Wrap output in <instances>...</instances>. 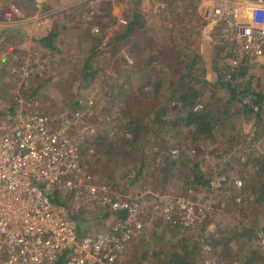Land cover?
I'll return each instance as SVG.
<instances>
[{
    "label": "trees",
    "instance_id": "1",
    "mask_svg": "<svg viewBox=\"0 0 264 264\" xmlns=\"http://www.w3.org/2000/svg\"><path fill=\"white\" fill-rule=\"evenodd\" d=\"M194 4L193 0H184L182 7L187 10V13L183 16L189 19L180 22L179 25L182 27L174 32L175 34L180 31L185 32L182 38L184 43L182 51L187 54L186 57H181V53H172L165 48L159 49V75L139 85L130 84L128 91H131V94L122 112L124 122L121 126L115 130L114 128L102 129L104 128L102 127V130L89 132L86 136L84 135L85 138H82L81 143L89 142L92 146V157L99 153L104 158V162L100 165L89 159L87 170L95 176V180H104L112 188L114 199L128 193L133 199L144 198L146 196L144 190L149 186L145 184L148 180L144 174H146V167L150 168L152 160L156 163L154 170L159 175V177L157 175L154 177L158 178L156 185L164 188L177 179L174 172L177 159L170 153V147L174 145L175 136L180 135V141L185 147L181 148V151L177 148L180 153L179 157L183 163H192L188 166L190 168L184 172V177L189 182L185 185L192 184L195 187L210 189L213 180L212 172L217 170L215 175L221 177V184L217 186V189L219 192L227 189L223 209L226 208L228 200L233 198V212H241L242 217L235 216L225 228L219 227L220 221L217 227V231L226 232L224 242H227V245L225 247L230 249L233 260H237L240 264H264V152L257 154L251 152L252 149L249 153L241 152L240 147L247 146V134L243 128L237 129L243 122L252 121L255 127L254 137L264 136V87H259L253 82L254 74L250 72L252 63L242 60L238 64H233L229 60L235 56L233 50L236 46L233 43H225L223 48L217 47L214 51L213 68L217 72V81L206 80L193 72L194 57L196 54L199 55L198 45H194L195 23L197 18L202 22ZM163 15H165L163 17H168L166 12ZM171 16L174 17V24L177 26V17ZM169 20L171 21L170 18ZM144 27L143 12L139 8H134L124 29L119 30L120 32H117L106 45L98 47L103 40V34L94 36L90 54L84 59L81 69L84 78L95 74V70L89 71L95 54L114 42L124 43L131 36H138ZM53 36V32H48L35 36L34 40L42 48L60 53L62 45L53 40ZM149 39H145L141 45L143 50H148L152 44L148 43ZM115 49H120V46ZM24 51L10 50L8 59L20 63ZM17 53L21 54L18 56ZM157 57L154 54L148 57L146 66L140 70L141 77L144 76L142 70L151 74V68H154ZM4 71L8 73L6 68ZM82 81L83 78L78 83L76 99L71 105L79 112L83 106V101H78L80 91L83 90ZM147 84L151 85V90L145 87ZM2 87L7 90L15 87V83L5 82ZM39 88V85L34 86L31 93L25 96L28 99L36 96ZM105 93L109 98L107 91ZM13 95L5 94L6 101L0 105V114H13L23 109L24 105L19 98ZM147 116L150 117L146 120ZM51 118L55 119L52 116ZM261 124L262 128H260ZM111 130L113 131L110 132ZM203 139L218 142L215 144L218 151L216 156L219 158L216 169L210 167L209 164H202L204 159L201 155L205 150L200 153H191V148L198 147ZM239 139H242L244 144L235 147ZM151 142L154 144L151 145ZM155 144L157 146H154ZM149 148L151 151H148ZM134 155L137 160L134 159ZM116 156L117 162L121 160L120 162L126 165L119 175L110 164V159ZM153 174L155 173L151 172V175ZM235 177L242 179V186L235 183ZM228 181H230L229 184H227ZM136 184L142 186L135 189L133 186ZM50 196L61 203H65L68 199L64 195H58L56 191L51 192ZM217 196L221 195L217 194ZM131 197L129 199H132ZM216 201L221 202L222 196ZM224 213L223 215H226ZM87 215L92 217L94 223H99L102 219L109 221L113 215L124 217L125 210L113 211L106 206L101 207V210L84 208L75 217L78 223L82 224L87 219ZM203 228L204 225L197 231L168 225L165 227L166 230L162 231L156 225L149 226L139 236L128 242L127 256L131 262L140 264H207L211 255L208 252L217 251L220 248L218 241L212 243L207 240L209 237H205ZM205 244L208 246L205 247ZM63 260L62 258L61 264ZM219 260L220 258L216 261Z\"/></svg>",
    "mask_w": 264,
    "mask_h": 264
},
{
    "label": "built area",
    "instance_id": "2",
    "mask_svg": "<svg viewBox=\"0 0 264 264\" xmlns=\"http://www.w3.org/2000/svg\"><path fill=\"white\" fill-rule=\"evenodd\" d=\"M193 1L209 28L205 39L219 48L236 46L233 64L264 63V0ZM21 103V111L0 114V264H61L62 258V264H140L129 260L126 247L147 227L197 230L206 224L210 207L182 194L147 188L144 198L128 193L114 199L112 188L87 170L85 143L67 122H55L32 100ZM243 130L250 149L263 153L264 136L254 137L251 123ZM235 183L243 182L237 177ZM55 191L68 197L65 203L51 198ZM103 206L125 216L78 223L75 215L84 208Z\"/></svg>",
    "mask_w": 264,
    "mask_h": 264
},
{
    "label": "rangeland",
    "instance_id": "3",
    "mask_svg": "<svg viewBox=\"0 0 264 264\" xmlns=\"http://www.w3.org/2000/svg\"><path fill=\"white\" fill-rule=\"evenodd\" d=\"M174 2L177 5H173L170 0H0V105L6 101L5 94L8 96L14 94L13 96L19 98L20 102L32 100L37 108L47 112L55 118L56 122H67L68 131L78 139L85 138L89 132L98 131L102 127H104L102 129L114 128L113 130H115L124 122L122 112L130 98L131 91H128L130 84L139 85L159 75V49L165 48L172 53H181V57L187 55L182 51L184 48L182 47L184 46L182 38L185 32L180 31L176 34L174 32L182 27L179 25L180 22H185L189 18L183 16L184 13H187V10L182 7L184 1L175 0ZM134 8H139L143 12L145 20L143 31L138 36H131L124 43L117 41L108 45L104 50H100L93 56L92 67L89 69V71L95 70V74L84 78L81 69L84 59L90 54L94 36L103 34V40L98 44V47L106 45L117 32H120L119 30L124 29ZM165 12L168 17H163ZM171 15L177 17V26ZM123 19L127 21L123 22ZM198 19L197 22L194 21V23L196 22L195 33L206 25L204 19L202 22ZM199 25H201L200 28ZM175 26L177 28L174 31ZM51 30L57 33V38L59 37L56 42L62 45L60 53L52 52L48 48L41 50L40 44L32 39L35 35L39 36L38 33L46 34ZM32 31L38 33H32ZM149 37L151 38L149 39ZM145 39H149V44L152 43L148 50L141 48ZM195 44L196 41H194ZM117 46H120V49L116 50ZM10 50H25L20 63L8 59ZM188 52L190 51L188 50ZM198 52L201 53V50ZM20 54L17 53L18 56ZM151 54L158 56L154 62L155 66L151 68V74L142 70L144 76L141 77L140 70L146 66ZM229 60L233 63L232 58ZM262 64L261 62L252 63L250 72L253 73L254 69L263 68ZM5 68L8 73L4 71ZM81 78H83L81 82L83 90L80 91L81 95L78 97V101H83V106L79 112L71 105L76 99V88ZM11 81L15 83V87L7 90L2 87L3 83ZM253 82L259 87H264V73L263 76L253 75ZM37 85L40 86L38 94L28 99L25 95L30 94L33 87ZM145 87L151 90L150 84ZM105 91L110 96L109 98L106 97ZM62 114H65V117ZM148 117L150 116H147L146 120ZM250 123L252 124V121L243 122L237 129L247 128ZM262 127L261 124L260 128ZM180 140L181 136L176 135L175 141H173L174 145L170 147V153L173 155L174 150L178 148L181 151L185 147ZM200 142L198 147L191 148V153H200L205 150L203 155L200 154L204 159L202 164H209L214 169L218 168L216 164L219 159L216 156L218 151L215 148V144L218 142H214L212 139H203ZM153 144L151 142V145ZM241 144H244L243 140L239 139L235 147H240ZM91 148L90 143L86 142L82 151H87L88 158L91 156L90 160L100 165L104 162L103 155L98 153L97 156L92 157ZM243 150L249 153L251 149L247 145ZM148 151H151V148ZM251 152L259 153L255 150ZM174 158L177 159L174 168L177 179L164 188L156 185L158 178L154 177L156 175L159 177V175L154 170L156 163L152 160L151 169L146 167L147 171L145 170L146 174L144 175L148 180L145 184L149 185L148 188L156 193L182 194L209 206V219L204 225L203 232L206 238L209 237L208 241L212 243L218 241L220 249L208 252L211 255L207 264H240L237 260H233L230 249L225 247L227 245V242H224L226 232L217 231L219 221V227L225 228L235 216L242 217L240 211L233 212V198L228 200L226 208L223 209L227 189L223 192H219L217 189V186L221 184V177L215 175L217 170L212 172L213 180L210 189L195 187L192 184L185 185L189 182L184 177V172L190 168L188 166L192 163H183L179 156L174 155ZM134 159L137 160L136 155H134ZM110 160V164L114 167L113 170L119 175L126 165L120 162L121 160L117 162V156ZM151 172L155 174L151 175ZM229 183L230 181L227 184ZM141 186L136 184L133 188L138 189ZM190 190H194L195 196L190 194ZM217 194L222 196L221 202L216 201L217 198H221ZM223 212L226 215H223ZM86 217L87 219L84 221H90L91 216L87 215ZM198 229L197 231H199ZM218 258L220 260L217 262Z\"/></svg>",
    "mask_w": 264,
    "mask_h": 264
},
{
    "label": "crops",
    "instance_id": "4",
    "mask_svg": "<svg viewBox=\"0 0 264 264\" xmlns=\"http://www.w3.org/2000/svg\"><path fill=\"white\" fill-rule=\"evenodd\" d=\"M175 0H171V2L177 4L176 2H174ZM174 4V5H175ZM194 7L198 13V16L200 15V11H201V6L197 5V2L195 1ZM209 31V28L204 26L202 28L199 29V31L197 33H195L194 37H195V41L196 44L195 46L198 45V50H201V53L198 52L199 55L196 54V56L194 57V63H193V72L199 76H201V78H205L206 80H208V78L217 76V72L215 71V69L213 68V54L215 49H217V47L213 44L210 43L209 40L205 39V33ZM36 33V31H32V33ZM51 32L54 33L53 36V40H57V33H55L53 30H51ZM44 34V33H43ZM38 35H42L39 34ZM197 35V36H196ZM37 36V35H35ZM32 37V39L34 40V37ZM201 36H202V40H201ZM35 41V40H34ZM41 50L45 49L42 48L41 46L39 47ZM261 69H254L255 72H253L254 75H261L263 76L264 73V63L262 64ZM153 227V226H152ZM156 227L159 229V227L156 225ZM162 229V227H161ZM166 230L165 227L163 226V231Z\"/></svg>",
    "mask_w": 264,
    "mask_h": 264
},
{
    "label": "water",
    "instance_id": "5",
    "mask_svg": "<svg viewBox=\"0 0 264 264\" xmlns=\"http://www.w3.org/2000/svg\"><path fill=\"white\" fill-rule=\"evenodd\" d=\"M209 81H217L218 80V76H214V77H209L208 78Z\"/></svg>",
    "mask_w": 264,
    "mask_h": 264
}]
</instances>
